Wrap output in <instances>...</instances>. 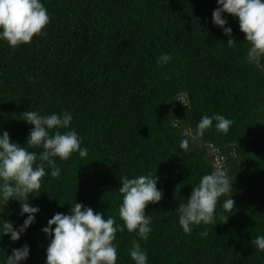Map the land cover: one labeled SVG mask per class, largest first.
Instances as JSON below:
<instances>
[{"label": "trees", "instance_id": "1", "mask_svg": "<svg viewBox=\"0 0 264 264\" xmlns=\"http://www.w3.org/2000/svg\"><path fill=\"white\" fill-rule=\"evenodd\" d=\"M41 3L50 16L44 35L15 49L0 39V133L39 156L42 146L26 144L33 126L23 112H70L69 127L59 131L75 130L88 155L55 158L58 179L45 165L41 188L27 201L39 208L35 220L16 241L0 234V264L24 245L29 255L19 264H46L52 237L42 229L54 214L70 215L74 203L123 227L120 179L147 174L158 178L163 194L146 208L151 232L142 240L126 228L118 231L116 264H135L133 240L147 264H264V251L252 243L264 235V56H248L238 18L222 13L229 37L212 21L216 0ZM230 38L234 46L227 45ZM163 54L173 59L159 64ZM213 114L233 121L227 134L213 121L196 136L201 118ZM184 139L188 151L180 148ZM217 167L232 180L234 210L225 212L221 198L216 224L193 225L187 234L177 209ZM21 203L10 198L3 205L0 231L2 221L22 226Z\"/></svg>", "mask_w": 264, "mask_h": 264}, {"label": "clouds", "instance_id": "2", "mask_svg": "<svg viewBox=\"0 0 264 264\" xmlns=\"http://www.w3.org/2000/svg\"><path fill=\"white\" fill-rule=\"evenodd\" d=\"M220 6L212 13L215 25L224 29V34L231 37L230 27H224L226 20L222 13L238 18L239 29L244 34L245 41L250 44L248 56L255 60L264 56V0H216ZM50 23L47 8L41 0H0V39L15 49L22 44L31 43L33 37L44 35V30ZM234 38L227 42L235 45ZM173 59L171 55L159 57V64H166ZM33 127L27 139L30 147H41L43 151L37 156L35 151L10 140L5 131L0 133V212L3 205L12 198L21 201V214H27L19 228L13 227L8 221H2L0 234L8 235L12 241L20 238L25 229L35 220L38 207L29 205L30 193H38L41 181L47 175L45 165L51 169V176L58 179L61 169L55 158L67 161L73 153H79L81 158L87 157L88 149L81 148V139L75 130L65 131L72 121L70 112L62 114L41 115L36 111L23 112V119ZM177 123L180 122L176 119ZM216 122L217 131L227 134L233 121L219 114L211 117L204 115L197 125L196 136L202 137L204 132ZM50 130H56L50 132ZM180 148L188 151V139L180 142ZM39 160V163L37 162ZM158 178L154 174L138 175L134 178L121 177L119 193L122 203L118 215L123 221V227L116 219H107L90 207L80 203L71 206V214L56 213L47 221L42 231L51 236L46 250V264H116L118 259L116 240L118 231L127 229L129 233L136 232L140 239L147 240L151 232V217L145 214L148 204H156L162 199V192L156 187ZM232 180L227 169L217 167L210 174L202 176L198 186L193 187L186 203H182L177 213L179 225L183 231L190 234L193 225L213 224L218 202L225 198L223 209L227 213L234 210V200L230 198ZM228 215H221L223 223ZM55 226L54 228L52 226ZM207 231L201 232L206 236ZM252 243L258 250L264 251V235L257 236ZM29 247L22 246L13 249L6 257V264H19L27 259ZM129 255L135 264H147V254L140 244L133 240Z\"/></svg>", "mask_w": 264, "mask_h": 264}]
</instances>
